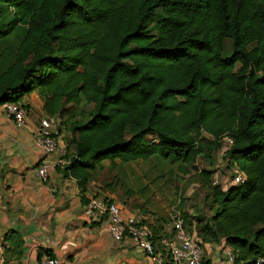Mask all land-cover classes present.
Returning <instances> with one entry per match:
<instances>
[{
  "label": "trees",
  "instance_id": "1",
  "mask_svg": "<svg viewBox=\"0 0 264 264\" xmlns=\"http://www.w3.org/2000/svg\"><path fill=\"white\" fill-rule=\"evenodd\" d=\"M33 90L66 144L55 169L80 191L103 159L177 162L211 199L188 227L233 264L264 256V0H0V104ZM223 135L244 175L227 187L194 165Z\"/></svg>",
  "mask_w": 264,
  "mask_h": 264
},
{
  "label": "crops",
  "instance_id": "2",
  "mask_svg": "<svg viewBox=\"0 0 264 264\" xmlns=\"http://www.w3.org/2000/svg\"><path fill=\"white\" fill-rule=\"evenodd\" d=\"M18 103L27 109L21 126L7 114L6 104H0V263L38 264L54 256L60 264H157L131 239L114 240L106 218L92 221L85 215L91 196L103 193V198L116 202L99 183L97 166L84 191L58 168L49 172L46 182L38 178L42 152L34 142L35 129L41 118L49 117L53 124L58 120L45 111L37 90L23 94ZM116 203L124 216L134 215L158 234L165 233L163 218L149 220L141 209ZM201 244L205 259L217 264L215 256L224 245L202 240Z\"/></svg>",
  "mask_w": 264,
  "mask_h": 264
},
{
  "label": "built area",
  "instance_id": "3",
  "mask_svg": "<svg viewBox=\"0 0 264 264\" xmlns=\"http://www.w3.org/2000/svg\"><path fill=\"white\" fill-rule=\"evenodd\" d=\"M5 108L15 124L21 126L27 114L25 106L18 102H9ZM57 125L58 123L53 124L49 117H44L39 120L34 132V142L42 152L36 174L43 182L47 181L49 172L56 168L60 157L65 153L66 144L63 134L57 131ZM221 141L225 149L233 142L229 135H223ZM229 171L232 179L228 186L244 181V175L237 165H230ZM220 181V172L215 170L211 175V183L222 186L227 184ZM84 213L92 221L106 218L108 230L114 240L121 241L126 237L131 239L136 248L151 255L157 264H203L201 239L194 228L188 227L179 211L173 210L169 214V219L164 223L165 233L162 234L156 233L151 224L139 221L134 215L124 216L116 202L98 196L88 199ZM222 250L225 254L224 264H233L232 249L224 245ZM0 264H3V261ZM38 264H60V261L57 257L46 256ZM253 264H264V256H258Z\"/></svg>",
  "mask_w": 264,
  "mask_h": 264
},
{
  "label": "rangeland",
  "instance_id": "4",
  "mask_svg": "<svg viewBox=\"0 0 264 264\" xmlns=\"http://www.w3.org/2000/svg\"><path fill=\"white\" fill-rule=\"evenodd\" d=\"M148 27L152 31L154 23L149 22ZM231 48V41L227 39L224 42V54H228ZM224 149L221 147L210 155H201L194 165L200 170H218L220 182L227 183L223 185L227 187L231 184L232 176L230 166L227 167L223 158ZM97 172L99 183L107 191L106 196L128 208L141 209L149 220L163 218V222H167L173 210L183 214L189 223L198 218L207 221L211 214L207 184L194 170L190 169L184 174L177 162L151 157L129 162L117 160L111 166L109 160L103 159L97 163ZM97 196L103 198L104 194ZM124 200L126 203H123ZM213 253L214 251L211 254ZM215 257L217 264H224L222 247Z\"/></svg>",
  "mask_w": 264,
  "mask_h": 264
}]
</instances>
